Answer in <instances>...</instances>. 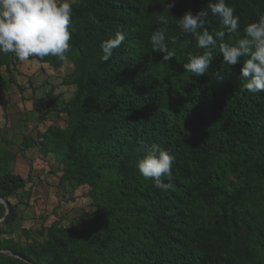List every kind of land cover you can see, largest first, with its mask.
<instances>
[{
  "label": "trees",
  "instance_id": "trees-1",
  "mask_svg": "<svg viewBox=\"0 0 264 264\" xmlns=\"http://www.w3.org/2000/svg\"><path fill=\"white\" fill-rule=\"evenodd\" d=\"M168 2L175 5L169 13L159 0H75L70 52L37 57L54 70L69 62L62 84L74 90L51 102L66 125L47 128L35 144L55 155L61 183L89 187L94 209L87 227H49L36 247L0 241L7 251L0 264H264V93L244 88L239 63L230 71L223 65L219 44L237 36L210 12L206 27L214 38L224 30V40L206 74L184 70L202 50L176 19L209 0ZM226 2L240 17L239 36L264 15V0ZM159 15L169 19L168 62L150 44ZM117 30L125 41L102 61L100 43ZM153 143L175 157L167 191L136 167ZM24 184L0 175V196L9 200ZM8 202L3 227L16 218ZM4 213L0 202V218Z\"/></svg>",
  "mask_w": 264,
  "mask_h": 264
},
{
  "label": "rangeland",
  "instance_id": "rangeland-1",
  "mask_svg": "<svg viewBox=\"0 0 264 264\" xmlns=\"http://www.w3.org/2000/svg\"><path fill=\"white\" fill-rule=\"evenodd\" d=\"M70 69L67 61L54 70L37 57L21 62L0 53V175L12 173L25 181L9 200L4 197L16 205V218L10 226L0 224V241L11 240L19 249L42 243L49 227H87L94 209L89 187L61 183L63 173L54 154L43 153L35 144L47 128L66 125L51 102L71 97L73 86L62 84ZM17 119L22 126H16ZM243 233L246 242L245 229ZM6 253L0 249V255Z\"/></svg>",
  "mask_w": 264,
  "mask_h": 264
},
{
  "label": "clouds",
  "instance_id": "clouds-1",
  "mask_svg": "<svg viewBox=\"0 0 264 264\" xmlns=\"http://www.w3.org/2000/svg\"><path fill=\"white\" fill-rule=\"evenodd\" d=\"M75 0H0V53L12 54L19 61H28L31 57L44 58L56 56L65 58L71 50L70 41L76 31L72 24L73 3ZM164 9H172V2L165 3ZM209 12L219 18L228 34H236L234 43L221 42L219 50L223 65L230 71L231 66L241 65L240 74L245 78L244 88L251 94L264 93V15L257 21L248 23L240 33V17L226 0H209L206 8L193 14L191 9L185 11L177 20L182 32L191 34L201 54L192 55L183 69L191 76L199 77L207 73L214 60V48L217 41H223L224 30L210 34L208 24ZM161 25L150 36L153 52L162 53V60L168 62L174 53L169 51L165 42V28L169 24L168 16L159 15ZM126 34L117 30L114 37L100 43L101 60L109 61L114 50L125 41ZM144 155L137 161L139 173L153 182L161 191L172 187V166L175 157L159 144L146 145ZM167 180V182H165Z\"/></svg>",
  "mask_w": 264,
  "mask_h": 264
},
{
  "label": "water",
  "instance_id": "water-1",
  "mask_svg": "<svg viewBox=\"0 0 264 264\" xmlns=\"http://www.w3.org/2000/svg\"><path fill=\"white\" fill-rule=\"evenodd\" d=\"M0 202L5 207V213H4L3 217L0 219V224H3L10 215V206H9L7 200L3 196H0ZM25 261L29 264H35L34 262H31L30 260H27V259Z\"/></svg>",
  "mask_w": 264,
  "mask_h": 264
},
{
  "label": "crops",
  "instance_id": "crops-1",
  "mask_svg": "<svg viewBox=\"0 0 264 264\" xmlns=\"http://www.w3.org/2000/svg\"><path fill=\"white\" fill-rule=\"evenodd\" d=\"M41 64H45V63H41ZM47 65V64H46ZM35 111V110H34ZM20 122V123H19ZM14 123V122H13ZM16 123V126H20L19 124H21V126H22V121L21 120H18L17 119V121L15 122ZM24 124H26L25 122H23ZM15 131V130H14ZM50 154H52V152L50 153ZM54 157H55V155H54Z\"/></svg>",
  "mask_w": 264,
  "mask_h": 264
}]
</instances>
